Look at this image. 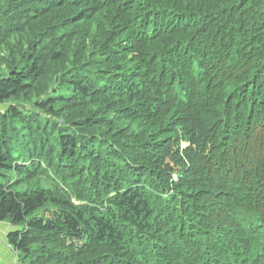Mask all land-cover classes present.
Segmentation results:
<instances>
[{"label":"trees","instance_id":"16d2710c","mask_svg":"<svg viewBox=\"0 0 264 264\" xmlns=\"http://www.w3.org/2000/svg\"><path fill=\"white\" fill-rule=\"evenodd\" d=\"M0 222L21 264H264V0H0Z\"/></svg>","mask_w":264,"mask_h":264},{"label":"rangeland","instance_id":"374dc122","mask_svg":"<svg viewBox=\"0 0 264 264\" xmlns=\"http://www.w3.org/2000/svg\"><path fill=\"white\" fill-rule=\"evenodd\" d=\"M240 184L237 183L236 188L239 189ZM233 190V189H232ZM236 200H233V204L230 208V215L233 219L237 220V217L235 213L233 212V208L236 205ZM9 230V224L0 222V259L4 261L3 264H21L18 261L17 254L12 251V247L10 248L7 242V238H5V233ZM178 232H180V228L178 229ZM195 252L198 250L196 248H193ZM16 254V255H15ZM1 264V263H0ZM151 264H155L154 262Z\"/></svg>","mask_w":264,"mask_h":264}]
</instances>
